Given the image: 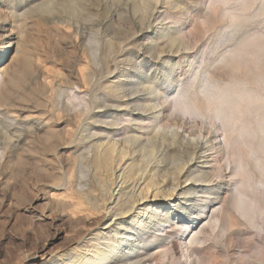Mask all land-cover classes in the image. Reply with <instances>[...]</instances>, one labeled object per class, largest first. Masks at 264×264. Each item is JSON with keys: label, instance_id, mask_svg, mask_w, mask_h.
<instances>
[{"label": "rangeland", "instance_id": "1", "mask_svg": "<svg viewBox=\"0 0 264 264\" xmlns=\"http://www.w3.org/2000/svg\"><path fill=\"white\" fill-rule=\"evenodd\" d=\"M17 48L27 51L25 68L13 65ZM2 67L0 264H64L62 253L82 249L76 242L88 222L65 211L68 199L63 196L70 188L75 153L74 144H66L72 140L68 132L77 122L73 114L87 105L104 114L100 117L105 122L91 121L96 125L91 131L98 134L93 141L99 136L104 140L107 133L115 139L134 134L146 140L151 132H162L167 144L197 147L202 158L194 165L212 180L201 187L192 180L180 183L173 197L149 193L131 212L139 213L130 220L135 228L172 209L180 212L148 226L145 244L136 231L122 227L116 233L103 224L92 234L100 231L118 254L135 241L138 246L129 255L148 260L143 264H264V213L258 200L264 184L243 186L238 167L241 150H247L244 162L260 169L254 158L264 156L259 142L263 134L246 135L243 144L244 136H227L220 121L212 126L202 115L184 112L180 102L196 87L203 97L198 87L208 81L222 88L247 82L264 93V0H0ZM58 87L70 95L61 96L67 111L53 106ZM135 89L139 92L132 97L139 98L144 110L128 104L127 97L102 105L101 98ZM250 106L252 113L255 103ZM4 113L33 130L18 138L7 129ZM7 133L19 141L15 148H2ZM228 139L238 140L231 165L224 158ZM174 164L167 159L160 166L173 170ZM191 185L198 186L197 193L178 195ZM207 186L212 193L202 191ZM236 196L242 198L245 213L235 207ZM186 206L190 211L184 214L179 208ZM232 219L240 225L229 230ZM150 234L165 237V246H148Z\"/></svg>", "mask_w": 264, "mask_h": 264}, {"label": "bare ground", "instance_id": "2", "mask_svg": "<svg viewBox=\"0 0 264 264\" xmlns=\"http://www.w3.org/2000/svg\"><path fill=\"white\" fill-rule=\"evenodd\" d=\"M249 17H251V15ZM236 18L237 15H235V19ZM13 59L14 60L12 62L14 66L16 63L17 65L20 63L24 68L29 65V58L25 49L22 50L17 48L15 54L13 55ZM93 59L95 60V58ZM13 65L11 64V66ZM4 68L5 67L0 68V74L2 77H4V73L6 74ZM10 76L12 77L11 74ZM13 77L17 76L13 75ZM227 84L228 83L225 85L227 86ZM222 87L216 81H208L203 86L199 85L198 87L202 88L201 91L205 93L203 97L200 96L197 87L193 91L187 92L184 99L180 101L183 105L182 108L184 112L202 115L204 118L208 119L209 124L212 126L216 123V121H220L222 127L225 128L223 131H226L227 136L230 134L233 135V133H237L238 137L244 136L243 140L245 143L242 139H240L243 144H247L245 139L246 135L248 136L252 133H262L263 136H259L261 139H259V142L261 141L260 148L264 149V93L259 92L256 88L248 85L247 82H239L231 88ZM214 89H216V91ZM55 92L56 100L53 101V106L56 108L64 107L66 111L69 110V108L66 109L68 105L61 98V96L69 97L70 95L68 91L58 87ZM137 92H139L138 89H135L133 93H126V90H121V92H119L120 94L118 93L117 96L101 98V102L103 105L106 101H114L117 97L120 99L127 97L129 98L127 102L128 104L135 103L137 105L136 108L144 110L145 106L140 104L139 98L132 97V95ZM89 101V104H91V100ZM92 102L94 103L95 100ZM251 103H255L252 113L250 106ZM170 112L167 113L170 115ZM248 113L250 116L253 114V120L255 121L254 124L252 123L253 120L249 118ZM103 115L104 114L100 115L99 112H93V109H91L89 105L73 114V118L77 119V122L73 124L72 130L68 132L70 133L72 140L68 141L66 144L68 146L74 144L75 153L73 157L71 175L69 178L70 188L67 190V193L63 196V198L68 199L65 211L71 214V216H75V218L79 221H87L88 225L86 226L88 227L86 229H82L83 235H80V232L78 233L80 241L76 243L77 245L81 244L80 247H82V249L62 253L61 256H66L67 260L66 262H63L64 264H143L148 260H145L143 257L135 259L140 256L137 254L129 255V251L138 246L135 241L130 243V245L126 248L127 251H122L118 254L115 250V246L110 244V240H106L105 237L100 236V231L96 234H92V231L99 228L103 224L108 225V228H114L113 230L116 233L119 231L118 227H122L129 231H136L139 238L138 241L145 244L148 241L146 235L149 231H147L148 226L151 228L159 221L166 222L170 217H172V214L176 215L180 212L177 208L172 209L170 212L160 214L156 220H152L151 217L147 218L146 221H142V223L135 228L130 220L134 217L138 218L139 213L132 215L131 212L135 210L136 206L141 201L148 198L149 193H151L153 197H157L159 195L161 196V194L164 195V197H173L174 191L180 183L192 180L193 182H200L199 187H201L203 183H209L212 180L207 173L198 169V167L194 165V162L197 160L200 162V159L202 158V155L198 152L197 147L186 146L183 145L182 142H177L176 146L167 144V142L165 143V138L161 137L162 132H151L152 134L150 133V136L146 140H139V137L134 134H125L121 139H115L113 135L107 133L108 136H106L104 140L99 136L100 139L98 137V141H93L92 138L98 134L91 130L96 128V122H105L100 117ZM16 120L17 119L15 118H11L9 114L4 113V123L6 124L7 129H13V134L18 133V138L21 137L23 131L33 130V125L26 126L18 123ZM91 121L95 124L92 125ZM13 134L7 133L5 135V140L3 139L4 141H2V148L5 149L9 146H13L15 148L17 146L15 142L19 141L15 140L14 142L12 140ZM237 141L238 140L235 139H228L226 150L224 151L226 152V154L224 153V158H226L225 160L228 165H231L232 161L230 156L235 152L234 149ZM259 142H257V145H259ZM245 151L241 150V158H239L240 163L238 167L239 170H242L241 175H243L244 178L240 180V184H243V186L244 184H249L251 188L259 183L264 184V181L262 180L264 178V156L254 158L257 163H259L260 168L258 171H255V168L252 167L253 164L249 167V165L244 162L246 159L245 157H247L244 155L246 154ZM249 152L254 153V149L251 148ZM235 155L239 157L238 154ZM167 159H171L175 163V166L173 165L175 169L171 170L169 167L160 166L161 163ZM152 161H154L153 164ZM235 173L237 174L238 172L235 170ZM197 187L198 186L196 185H191L190 187L183 186L181 189L182 191L178 192V195L197 193ZM202 191L208 192L209 194L212 193V191H210V187L208 186L202 189ZM239 198L240 197L237 198L236 196V199H234V205L236 207L238 204L242 209L241 211L245 213L247 209L243 206L244 203L242 198ZM178 199L179 202L176 204L181 202V197ZM258 200L260 202L259 204H261L260 209L264 213V193L258 194ZM110 203H115V205L110 206ZM194 204H196L195 201H193V205ZM182 208L183 209H179L182 210L184 214L190 211L187 206L186 208ZM250 210H252V207ZM155 212L156 211H153V213ZM251 212L252 211H250V214H252ZM131 215L132 217L130 218ZM117 216H120L121 218L119 221L116 220ZM125 217H129L130 219ZM231 221L232 222H230L228 227L229 230L233 229V227L235 228L238 224L240 225V223H235L233 219ZM261 229L263 230V228ZM91 234L92 236L90 237L89 235ZM149 237H152L153 240L148 242V246L153 245V243L159 244L160 246L164 245L163 240L165 237L157 236L155 234H150ZM155 238L156 240H154ZM141 247L142 246L140 244V248ZM75 250H77V248ZM56 261L60 262L63 261V259H57ZM154 262L155 260H153V263ZM48 263L49 262H44L43 264ZM211 264H216V262L213 261Z\"/></svg>", "mask_w": 264, "mask_h": 264}]
</instances>
